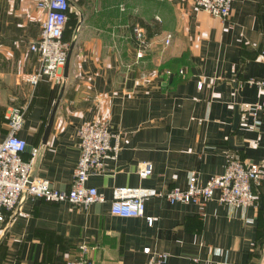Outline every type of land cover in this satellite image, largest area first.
Wrapping results in <instances>:
<instances>
[{"label":"crops","instance_id":"crops-1","mask_svg":"<svg viewBox=\"0 0 264 264\" xmlns=\"http://www.w3.org/2000/svg\"><path fill=\"white\" fill-rule=\"evenodd\" d=\"M70 1L80 17L67 75L31 87L21 75L38 67L29 44L42 15L36 0H0V140L8 107L26 104L23 156L38 146L31 175L58 189L71 184L81 124L109 122L120 150L87 181L105 202L84 208L26 197L20 215L0 221V264H64L81 244L89 264H148L145 247L165 252V264H264V183L245 208L219 203L218 191L204 207L151 197L135 217L112 214L109 202L114 186L184 188L192 172L205 182L224 171L228 152L264 160V113L255 123L242 112L264 101L248 82L264 79V0H232L226 20L194 0ZM135 24L148 39L140 58ZM144 160L153 171L141 179ZM145 216L155 217L152 225Z\"/></svg>","mask_w":264,"mask_h":264},{"label":"built area","instance_id":"built-area-1","mask_svg":"<svg viewBox=\"0 0 264 264\" xmlns=\"http://www.w3.org/2000/svg\"><path fill=\"white\" fill-rule=\"evenodd\" d=\"M194 3L198 9L211 16L226 20L232 0H194ZM35 8L42 15L41 28L38 37L29 44V49L34 53L38 67L21 75V80L31 87L45 77L55 82L63 81V69L70 45L62 37L67 14L71 10L70 1L36 0ZM131 33L136 57L140 58L148 47L147 36L138 24L131 27ZM170 38V34H167L165 44L169 43ZM179 72L182 73V70ZM248 82L264 90V79H250ZM201 85L199 80L198 87L201 88ZM26 111V104H14L8 107L4 115L7 132L0 140V221L8 223L20 215L26 197L46 202L66 201L84 208L96 202H105L103 193L95 186L88 185L87 181L91 175L103 171L106 160L117 159L120 137L111 132L109 122H87L78 127L79 156L71 184L66 189H58L48 179L31 175L38 146L31 148L28 158L23 157L27 143L20 137L19 131L25 122ZM242 112L250 115L256 123L258 113H264V101L242 104ZM152 171L153 165L150 161L139 162V178H147ZM263 183L264 160L245 161L228 152L224 171L205 182H201L197 173L192 172L184 188L157 190L143 186H114L109 201L110 211L120 217L143 216L145 200L151 197L162 198L170 203H193L204 207L216 191L219 203L229 208H245L255 203L253 186ZM154 219L153 216H145L148 225H152ZM87 249L86 244H81L77 254L64 264H89ZM143 251L150 255L148 264L166 263L168 255L165 252L153 251L150 247H145ZM191 264H199V260L193 258Z\"/></svg>","mask_w":264,"mask_h":264},{"label":"trees","instance_id":"trees-1","mask_svg":"<svg viewBox=\"0 0 264 264\" xmlns=\"http://www.w3.org/2000/svg\"><path fill=\"white\" fill-rule=\"evenodd\" d=\"M70 4H71V1H70ZM77 17L78 16H77V14H76V12L74 10L71 9L70 11H68L67 20H66V23H65V28H64L62 37H63V39L65 41H68L69 44H70V42L73 39V36H74V33H75V28H76V26L78 24ZM70 24L73 25L72 28H70ZM23 155H24V153H23ZM257 187L258 186H253V192H254V188H257Z\"/></svg>","mask_w":264,"mask_h":264},{"label":"water","instance_id":"water-1","mask_svg":"<svg viewBox=\"0 0 264 264\" xmlns=\"http://www.w3.org/2000/svg\"><path fill=\"white\" fill-rule=\"evenodd\" d=\"M72 47H73V42H71V44L69 45V49L67 52V58H66L65 65H64V76L67 75V70H68L69 59H70ZM239 120H240V112H238V109L236 107L234 122H233V129L237 126V124L239 123ZM233 147L236 148L235 146H233Z\"/></svg>","mask_w":264,"mask_h":264},{"label":"rangeland","instance_id":"rangeland-1","mask_svg":"<svg viewBox=\"0 0 264 264\" xmlns=\"http://www.w3.org/2000/svg\"><path fill=\"white\" fill-rule=\"evenodd\" d=\"M77 20H78V17H77ZM79 21H80V20H79ZM72 27H73V25L70 24V28H72ZM76 28H78V27L76 26ZM76 28H75V29H76Z\"/></svg>","mask_w":264,"mask_h":264},{"label":"flooded vegetation","instance_id":"flooded-vegetation-1","mask_svg":"<svg viewBox=\"0 0 264 264\" xmlns=\"http://www.w3.org/2000/svg\"><path fill=\"white\" fill-rule=\"evenodd\" d=\"M76 14H77V16H79V17H80V13H79V12H76Z\"/></svg>","mask_w":264,"mask_h":264}]
</instances>
